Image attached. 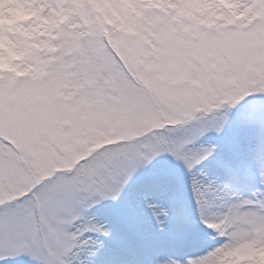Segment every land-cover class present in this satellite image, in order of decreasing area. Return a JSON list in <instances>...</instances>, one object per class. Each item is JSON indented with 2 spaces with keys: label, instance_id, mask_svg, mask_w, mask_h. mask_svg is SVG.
<instances>
[{
  "label": "snow or ice",
  "instance_id": "6c2138e0",
  "mask_svg": "<svg viewBox=\"0 0 264 264\" xmlns=\"http://www.w3.org/2000/svg\"><path fill=\"white\" fill-rule=\"evenodd\" d=\"M73 24L78 16L52 41L62 58L53 71L73 62L80 95L133 123L70 153L62 144L71 138L58 143L37 115L4 103L0 80V264H221L241 245L264 249V87L183 104L182 85L146 72L106 36L74 39L86 29ZM171 59L158 62L172 71ZM204 232L213 244L186 254Z\"/></svg>",
  "mask_w": 264,
  "mask_h": 264
},
{
  "label": "rangeland",
  "instance_id": "374dc122",
  "mask_svg": "<svg viewBox=\"0 0 264 264\" xmlns=\"http://www.w3.org/2000/svg\"><path fill=\"white\" fill-rule=\"evenodd\" d=\"M53 7L46 0H0V80L9 89L4 103L37 115L58 143L71 138L72 143L62 144L70 153L98 147L121 124L133 123L123 110L113 117L117 109L94 108L95 101L80 95L73 62L53 71L62 58L54 55L60 45L52 41L72 16L80 18L72 27L86 29L74 39L105 30L110 42L118 50L124 47L146 72L182 85L175 94L180 103H210L221 96L236 100L264 87V0H63ZM169 56L176 58L169 60L172 71L158 62ZM144 119L142 114L134 122ZM184 190L185 203L196 215L187 177ZM202 239L201 250L185 253H200L213 244L207 232ZM243 260L264 264V249L241 245L221 264Z\"/></svg>",
  "mask_w": 264,
  "mask_h": 264
},
{
  "label": "trees",
  "instance_id": "16d2710c",
  "mask_svg": "<svg viewBox=\"0 0 264 264\" xmlns=\"http://www.w3.org/2000/svg\"><path fill=\"white\" fill-rule=\"evenodd\" d=\"M203 246V244L197 246V247H189V248H186L185 250H195V249H198V248H201Z\"/></svg>",
  "mask_w": 264,
  "mask_h": 264
}]
</instances>
